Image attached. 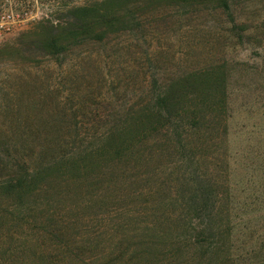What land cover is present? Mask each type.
<instances>
[{
	"label": "rangeland",
	"instance_id": "rangeland-1",
	"mask_svg": "<svg viewBox=\"0 0 264 264\" xmlns=\"http://www.w3.org/2000/svg\"><path fill=\"white\" fill-rule=\"evenodd\" d=\"M226 3L37 0L0 40V187L64 166L0 191V264H264V0ZM163 92L128 152L80 163Z\"/></svg>",
	"mask_w": 264,
	"mask_h": 264
},
{
	"label": "trees",
	"instance_id": "trees-1",
	"mask_svg": "<svg viewBox=\"0 0 264 264\" xmlns=\"http://www.w3.org/2000/svg\"><path fill=\"white\" fill-rule=\"evenodd\" d=\"M221 5L226 9L227 8V3L226 0H220ZM91 18L86 19L87 21L86 24L91 25V24H97L102 23L103 26L107 28H113L118 25H120L124 20L123 18L119 15L118 12H113V11H108V9L105 10H98V9H91L90 10ZM123 20V21H122ZM69 39H77L80 36H82V33L73 31L66 33ZM62 36V35H60ZM58 38V36H56ZM46 49L51 50V52L54 53V56L56 58L62 57L65 54H67V50L64 49L61 46V41L56 40L55 38H52L50 41V44L48 46H45ZM148 97V96H147ZM167 97L165 96V92L161 93V95H151L149 99H145L143 103L139 104V106L135 107L130 113H128V116L132 117L130 122L126 123L129 128V132L133 133L132 137H127L124 140L123 139H118V140H113L109 136H102L99 141L100 142L99 146L91 152L89 150L88 154L83 155L85 158L80 161L83 165H85V161L90 162L89 160L93 159H98L101 158L103 154H117L120 156V152L126 151L128 152V149L130 147V144H128V140H131L132 138H139L142 137L144 138V134L151 132L150 126H153V117L157 113L155 110V105L158 103L160 107L162 108L163 105H168L167 103ZM169 102V100H168ZM154 105V106H152ZM168 107V106H167ZM142 133V134H141ZM140 134V135H139ZM62 161H65L63 157H61ZM71 161L70 163H67V165L70 166H75L76 169L79 166V161L78 160H67ZM60 162V161H58ZM57 161L53 162H48L46 161L44 164L45 166H40L38 165L37 167L27 171L25 170V167L18 168L15 172H11V177L4 182V184L0 187V191L6 192L7 194L11 195L15 199H21L24 196H31L33 192L34 195L39 192H42L40 187L38 186V180L43 178L44 173H50L52 172V169L49 168L52 165L57 167H64ZM12 168V167H11ZM10 171H13L12 169ZM39 187V188H38ZM33 195V196H34ZM58 231H60L58 229ZM231 264V261H230Z\"/></svg>",
	"mask_w": 264,
	"mask_h": 264
},
{
	"label": "built area",
	"instance_id": "built-area-1",
	"mask_svg": "<svg viewBox=\"0 0 264 264\" xmlns=\"http://www.w3.org/2000/svg\"><path fill=\"white\" fill-rule=\"evenodd\" d=\"M36 3L37 0H0V40L27 23Z\"/></svg>",
	"mask_w": 264,
	"mask_h": 264
}]
</instances>
